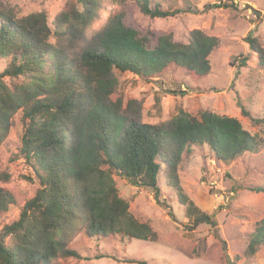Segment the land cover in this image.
<instances>
[{
	"label": "trees",
	"instance_id": "1",
	"mask_svg": "<svg viewBox=\"0 0 264 264\" xmlns=\"http://www.w3.org/2000/svg\"><path fill=\"white\" fill-rule=\"evenodd\" d=\"M100 1L79 0L80 10L60 13L53 30L45 12L17 18L0 3V58L10 59L0 73V144L12 117L21 111L24 131L19 153L39 185L17 218L0 232V264H56L58 256L79 258L65 240L71 231L83 230L96 239L125 235L155 242L152 228L129 214L112 172L133 185L151 188L157 199V178L163 170L165 183L185 206L189 221L213 225L212 216L200 212L179 183L183 157L192 146H207L217 160L228 162L255 152L260 143L235 117L207 110L195 117L180 109L166 123L148 124L138 121L140 106L135 100H113L117 88L114 71L150 81L176 67L205 77L210 71L209 56L219 40L195 29L186 43L166 34L150 47V37L139 36L116 14L96 34L92 45L73 57L69 50L82 41ZM130 1L151 18L178 13L159 5L150 7L149 0ZM223 6L237 9L236 4ZM53 35L56 44L49 42ZM244 42L256 54L258 64L264 65V47L258 39L248 33ZM25 75L28 81L19 86L3 81ZM237 103L241 115L253 119ZM253 121L264 124V116ZM7 179V174L0 175V180ZM250 191L264 194V185ZM14 204V197L0 188V213ZM6 238L12 242L6 243ZM263 244L264 218L255 225L248 251L254 253ZM234 258L229 264H235Z\"/></svg>",
	"mask_w": 264,
	"mask_h": 264
},
{
	"label": "rangeland",
	"instance_id": "2",
	"mask_svg": "<svg viewBox=\"0 0 264 264\" xmlns=\"http://www.w3.org/2000/svg\"><path fill=\"white\" fill-rule=\"evenodd\" d=\"M0 3L17 18L45 12L52 30L60 13L81 8L79 0H0ZM223 4H236L237 9ZM149 5L178 13L151 18L142 14L134 1L101 0L96 18L69 53L76 57L86 46L90 47L96 34L116 14H121L124 25L135 29L139 36L150 37V47H154L157 37L166 34L176 42L186 43L189 32L195 29L214 36L219 44L209 56L210 71L205 77H195L176 67L150 81L129 72L114 71L117 88L112 99L120 98L123 103L135 100L140 106L138 121L148 124L166 123L180 109L195 117L205 110L235 117L260 143L255 152L228 162L217 160L207 146H192L183 157L179 183L197 209L212 216L213 225H193L189 221L185 206L165 183L163 170L157 178V199L151 188L133 185L112 172L118 195L129 205V214L138 223H147L156 233V241L125 235L96 239L84 235L83 230L71 231L65 240L79 258L58 256L56 264H139L129 263L131 260L145 264H229L235 256V264H264V244L254 253L248 251L255 225L264 218V194L250 191L251 187L264 185V124L253 121L264 116V65L258 64L256 54L244 42L250 33L264 47V0H149ZM49 42L56 44L54 35ZM9 62L10 59L0 58V73ZM3 81L9 86H19L28 81V76L7 77ZM237 102L253 119L241 115ZM23 131L22 112L18 111L0 144V175H8L6 181L0 180V188L15 200L9 211L0 213V232L17 218L24 203L39 187L19 153ZM5 242L12 239L6 238ZM97 255L104 257L96 258Z\"/></svg>",
	"mask_w": 264,
	"mask_h": 264
}]
</instances>
